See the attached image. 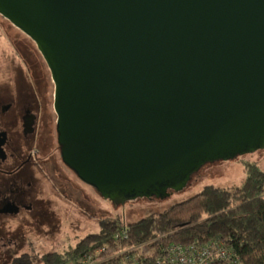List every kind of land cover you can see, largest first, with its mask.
I'll use <instances>...</instances> for the list:
<instances>
[{
  "label": "water",
  "instance_id": "95a60500",
  "mask_svg": "<svg viewBox=\"0 0 264 264\" xmlns=\"http://www.w3.org/2000/svg\"><path fill=\"white\" fill-rule=\"evenodd\" d=\"M53 82L61 156L103 198H162L264 148V0H0Z\"/></svg>",
  "mask_w": 264,
  "mask_h": 264
},
{
  "label": "flooded vegetation",
  "instance_id": "af4514ba",
  "mask_svg": "<svg viewBox=\"0 0 264 264\" xmlns=\"http://www.w3.org/2000/svg\"><path fill=\"white\" fill-rule=\"evenodd\" d=\"M0 28V259L11 261L30 254L17 253L28 240L25 229L51 244L59 241L62 201L75 199L81 178L61 156L45 59L2 14ZM65 166L74 174L67 185Z\"/></svg>",
  "mask_w": 264,
  "mask_h": 264
},
{
  "label": "trees",
  "instance_id": "16d2710c",
  "mask_svg": "<svg viewBox=\"0 0 264 264\" xmlns=\"http://www.w3.org/2000/svg\"><path fill=\"white\" fill-rule=\"evenodd\" d=\"M244 167L239 185L205 184L195 195L133 222L101 218L98 231L74 246L40 256L22 254L9 264H80L82 255L98 249L102 257L112 256L109 264H167L171 244L212 240L231 246L237 264H264V167L254 160ZM128 248L133 249L124 252Z\"/></svg>",
  "mask_w": 264,
  "mask_h": 264
},
{
  "label": "rangeland",
  "instance_id": "374dc122",
  "mask_svg": "<svg viewBox=\"0 0 264 264\" xmlns=\"http://www.w3.org/2000/svg\"><path fill=\"white\" fill-rule=\"evenodd\" d=\"M1 34H3L2 28H0ZM50 86L53 89L52 81ZM53 115L55 117V113ZM252 160L264 167V148L238 153L234 157L227 159L206 161L201 165L199 178L190 176L188 187H183L177 192L162 198L126 201L120 207L114 206L109 200L97 193L96 190H92L88 182L80 179L76 182L78 188L74 194L75 199L71 198L70 200L62 201V211L56 221L61 234L59 241L51 244L49 240H43L44 237L42 238V235L41 237L37 236L36 232H29L28 230L30 229L26 232L25 229L24 232L28 240L17 253L24 250L30 254L40 256L52 250L62 251L74 246L84 235L98 231V221L101 218L120 216L126 222H133L147 214L161 212L169 206L195 195L200 192L205 184L212 183L219 186L239 185L243 182L246 175L244 164ZM65 174V183L67 185L68 180H70L69 177L72 178L74 174L67 169V166H65ZM66 192L68 193V190ZM57 207L58 205L54 203L53 208L56 211ZM86 210L89 212H85ZM11 226H13V223L11 224L9 221L6 224V228L8 229ZM38 237H40L39 241H37ZM29 241H32V244ZM30 244L32 248H30ZM9 263V259H0V264Z\"/></svg>",
  "mask_w": 264,
  "mask_h": 264
},
{
  "label": "built area",
  "instance_id": "2783aa9c",
  "mask_svg": "<svg viewBox=\"0 0 264 264\" xmlns=\"http://www.w3.org/2000/svg\"><path fill=\"white\" fill-rule=\"evenodd\" d=\"M126 237V229L123 228ZM133 248L125 249L130 252ZM102 249L82 255L80 264H109L111 257H102ZM167 264H237L231 246L223 240H212L204 243L171 244L166 253Z\"/></svg>",
  "mask_w": 264,
  "mask_h": 264
}]
</instances>
